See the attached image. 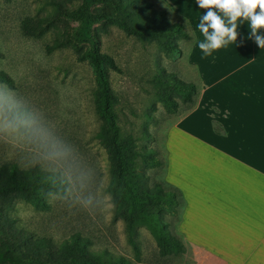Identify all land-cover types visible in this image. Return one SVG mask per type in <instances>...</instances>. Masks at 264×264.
Listing matches in <instances>:
<instances>
[{
  "label": "rangeland",
  "instance_id": "obj_1",
  "mask_svg": "<svg viewBox=\"0 0 264 264\" xmlns=\"http://www.w3.org/2000/svg\"><path fill=\"white\" fill-rule=\"evenodd\" d=\"M205 11L196 0H0V172L14 166L24 177L56 176L64 185L46 192L44 205L0 199V264H60V255L66 263L70 250L51 263L50 247L78 243L127 264H192L188 250H162L150 231L128 229L114 211L107 191L114 156L98 137L103 92L92 56H109L118 68L99 65L122 151L133 155L127 181L134 172L140 184L174 193L173 209L161 208L159 218L184 245L174 147L180 128L195 127L198 116L180 121L199 94L196 58L225 66L232 43L210 55L199 48ZM159 14L167 25L157 40L120 28L161 25ZM236 23L238 36L250 34V20Z\"/></svg>",
  "mask_w": 264,
  "mask_h": 264
},
{
  "label": "crops",
  "instance_id": "obj_2",
  "mask_svg": "<svg viewBox=\"0 0 264 264\" xmlns=\"http://www.w3.org/2000/svg\"><path fill=\"white\" fill-rule=\"evenodd\" d=\"M229 48L225 66L196 58L199 94L180 127L195 113L198 120L180 128L174 147L180 242L192 264H264V48L251 31Z\"/></svg>",
  "mask_w": 264,
  "mask_h": 264
},
{
  "label": "trees",
  "instance_id": "obj_3",
  "mask_svg": "<svg viewBox=\"0 0 264 264\" xmlns=\"http://www.w3.org/2000/svg\"><path fill=\"white\" fill-rule=\"evenodd\" d=\"M106 1L113 2V0H90L91 3L95 4ZM157 20L159 22H164L156 26L150 22L141 28L121 24L120 28L126 35L137 39L157 40L160 38L164 26L167 25V22L160 14ZM92 57L94 59V70L103 92L100 117L103 122L102 131L104 136L98 135V137L101 139V143L103 144L104 142L108 151L114 156V164H112L111 171L112 181L107 188V191L111 193L112 196L114 211L121 216L120 218L124 221L128 229L132 230L134 227L139 226L150 231L162 250H175L178 253H184L185 249L180 240L169 232L164 222H161L159 218L161 208H166L168 210L173 209L171 205L175 199L174 193H164L160 190V187L154 189L149 187L146 183L140 184L137 180V174L134 172L130 173V180L127 181L133 155L131 154L132 156L129 155V158H125L127 153H123L122 151L127 145H125V142L122 143L119 141L117 130L112 120L114 116L108 111V100L112 99V97L107 94L108 89L102 78L101 67L99 65L100 63H104L109 69L117 72L118 68L109 56L93 53ZM63 188L64 185L62 181L56 176H50V178H48L40 176V174H32L24 177V174L16 171L14 166L8 171L0 172V199L8 197L23 198L29 202L44 205L46 192H61L64 190ZM75 242L78 243L77 241ZM129 242L135 251H137L138 248L135 242ZM51 245L53 246V244ZM80 245L78 243L62 249L50 247L54 252L48 253L46 260L52 263L51 260H54L56 252L60 255L64 253L65 250H70V257L66 263V258L62 257V255L58 257L59 259H57V261L59 260L60 264H104V262L105 264H127L122 258L109 256L105 251L100 252V257L94 252L85 250L82 244ZM54 261L57 262L56 260Z\"/></svg>",
  "mask_w": 264,
  "mask_h": 264
},
{
  "label": "clouds",
  "instance_id": "obj_4",
  "mask_svg": "<svg viewBox=\"0 0 264 264\" xmlns=\"http://www.w3.org/2000/svg\"><path fill=\"white\" fill-rule=\"evenodd\" d=\"M205 9L198 28L204 36L199 48L210 55L212 50L237 41V23L240 18L250 20L251 37L259 48H264V0H196ZM223 14V16L220 15Z\"/></svg>",
  "mask_w": 264,
  "mask_h": 264
}]
</instances>
